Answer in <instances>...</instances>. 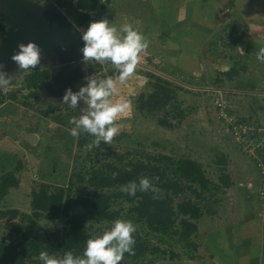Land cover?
Instances as JSON below:
<instances>
[{
    "label": "rangeland",
    "instance_id": "374dc122",
    "mask_svg": "<svg viewBox=\"0 0 264 264\" xmlns=\"http://www.w3.org/2000/svg\"><path fill=\"white\" fill-rule=\"evenodd\" d=\"M32 1L41 4L54 3L70 19L74 13H84L76 7L77 0ZM91 14L89 22L80 29H86L93 20L107 18L118 30L125 24L133 25L149 43L148 48L141 53L134 73L123 84L117 80L118 92L113 100L130 99L132 107L128 113L117 117L116 123L120 125V129L111 143L101 142L99 147L89 150L85 146L93 140L90 134L81 132L79 136L73 137L69 132L72 127L69 124L70 118L84 114L88 110L86 101L84 100L80 107L69 106L63 104L62 98L46 94L47 85L43 88L39 86L33 89L27 88L28 74L44 69L51 70V68L40 64L31 71H20L13 77L7 91L0 90V155L14 156L23 165V170L18 173L19 187L11 189L0 205V244L16 243L22 234H27L32 239L42 236L47 242L52 243L55 235L68 227L65 218H55L50 214L40 215L34 210L31 192L41 183L65 186L76 173H81L88 178L96 169L110 171L111 166L130 167L131 164L139 161L160 164L159 159L165 156L174 159L186 156L198 161L215 186L201 199H197L191 191L179 198L194 199L200 203L204 211L199 221L201 231L195 238L198 239L196 240L197 249L187 248L186 243L180 242L175 237L153 233L142 221L128 219L136 226V232L166 253L147 257L138 264H170L174 259H172L173 253L179 264H198L199 262L207 264L209 256L203 246H205L209 230L214 232L215 229H219L218 221L229 216L232 207L234 211L231 217L233 216L232 221L236 229L240 219L244 218V213L249 211L243 203V198L251 202L249 205L253 214L249 216V219L253 220L257 217L258 220L259 216L260 228L264 233V220H262L264 218L258 215V207L261 205L257 201L256 192L259 184L256 186L255 169L247 156L235 144L220 146L222 138L216 136V129L219 128L216 106L221 98L237 111L239 117H254L252 113L256 115L255 112L264 114V100L251 94L262 92L261 94L264 95V90L261 88L254 91L251 86H245L247 82L244 83V80L249 78V73L239 69L245 68V62L232 60L233 66L238 67L233 75L240 74L239 84H243L246 88L237 89V83L222 79L224 74L218 70L216 73L213 71L212 80L189 81L185 76H178L176 80H173L170 76L173 77L174 74L168 71L166 66L160 69V65L154 64L156 62L153 61L161 55L164 46L163 42L155 38L157 35L148 33V27L145 26L147 22L157 21L152 1L111 0L104 11ZM0 25L6 26L1 15ZM225 46L226 49L222 51L231 54L228 44ZM225 57L229 58L227 54ZM221 58L223 60L224 56ZM99 65L102 69L98 73L90 74V71ZM111 70L114 71L113 74H109ZM118 71L108 61L89 60L85 68L86 78L90 79H97L101 75L117 78ZM158 77L167 79L178 86L177 98L167 111L154 114L142 112L139 109V99L142 95L147 96L153 91ZM223 88L233 89L236 92L228 94L229 91L223 92ZM34 93L36 95H33ZM175 108L183 112L182 118L178 117ZM161 120H167L171 126L161 125ZM35 129L38 133L29 132ZM23 132L37 134L40 137L39 142L36 145L27 144ZM222 175L228 177L233 183L234 191H236L234 194L227 195L230 192L223 189ZM79 192L90 195L93 190L85 184ZM247 192L250 193L247 194ZM230 197L236 200L234 202L228 200ZM125 210L127 211V208ZM126 214L127 212H124L121 218L125 219ZM225 222L223 220L221 223ZM111 224L112 221H97L88 225L89 227L102 225L111 227ZM206 247L208 253L211 248ZM125 263L131 264L130 261ZM28 264H41V261L39 257H34L28 259Z\"/></svg>",
    "mask_w": 264,
    "mask_h": 264
},
{
    "label": "trees",
    "instance_id": "16d2710c",
    "mask_svg": "<svg viewBox=\"0 0 264 264\" xmlns=\"http://www.w3.org/2000/svg\"><path fill=\"white\" fill-rule=\"evenodd\" d=\"M91 16V13L86 12L74 13L71 15V20L79 28H83ZM4 29L5 27L0 25V31ZM101 69L102 66L99 65L93 68L90 74L98 73ZM234 72L236 68L232 69L230 75ZM113 73V70L109 72V74ZM105 77L101 75L97 79ZM50 78V69L30 73L26 76L27 88L33 89L36 86L43 88ZM177 90L178 86L175 83L158 77L153 91L147 96L140 97V111L149 114L167 111L177 98ZM175 110L178 117L182 118L183 112L178 111V108ZM160 122L163 126H171L167 120ZM29 132L38 133L37 129ZM159 161L160 164L139 161L131 164L130 167L111 166L110 171L96 169L88 178L81 173H76L65 186L41 183L31 192L34 210L40 215L63 217L68 227L58 232L52 243L47 242L42 236L32 239L27 234H22L16 243H1L0 264H28V259L39 257L41 251L62 255L63 252L70 250L74 254H82L86 240L103 228L109 227L104 225L89 227L88 224L97 221L111 222L121 218L124 212H127L124 215L125 219L142 221L153 233L175 237L180 242L186 243L187 248L197 249L195 238L198 235L199 221L204 211L200 203L194 199L179 198L191 191L197 199H201L215 185L206 176L201 163L194 159L186 156L178 159L165 156ZM222 162L226 161L222 160ZM22 170V162L17 161L16 157L9 154L0 155V205L11 189L19 187L18 173ZM142 176L148 177L151 183L160 189L155 194L156 198H153L154 194L151 192L138 191L135 196H130L122 190V187L130 181L138 183ZM221 182L224 186L230 185V180L225 175L221 176ZM85 184L93 190L92 194L84 195L79 192ZM134 235L136 240L134 254L126 253L121 264L129 261L131 264H138L143 259L158 253L166 254L138 232ZM175 256L173 253L172 259L177 258Z\"/></svg>",
    "mask_w": 264,
    "mask_h": 264
},
{
    "label": "crops",
    "instance_id": "0c3cea01",
    "mask_svg": "<svg viewBox=\"0 0 264 264\" xmlns=\"http://www.w3.org/2000/svg\"><path fill=\"white\" fill-rule=\"evenodd\" d=\"M150 1L154 4L157 21L147 22L145 26L148 27V33L157 35L155 38L163 42L164 46L161 55L153 61L156 62L154 64L160 65V69L166 66L175 76L170 78L176 80L178 76H185L189 81L212 80L213 71L216 73L218 70L224 74L222 79L236 82L237 89L251 86L254 91L261 88L264 90V63L256 59V51L264 47V0ZM227 44L231 54L222 51L226 49ZM226 54L229 58L225 57ZM233 59L244 61L246 64H244L245 68H239L249 73V78L244 80V83L247 82L245 86L239 84L240 74L233 75L236 73L234 72L233 76H229L233 68H238L233 66ZM227 74L229 75L226 76ZM224 90H228V94L236 92L229 88H223V92ZM261 93L251 94L264 100V95ZM217 125L220 127V123ZM25 134L26 132H23V137ZM216 136H218L217 129ZM220 142L223 143H219L220 146L231 144L224 143L221 139ZM248 159L256 172V186L259 184L256 195L261 205L258 207V215H260L264 212V202L259 194L261 177L252 160ZM222 185L224 186L223 183ZM223 189L230 192L227 195L236 192L232 182ZM228 200L234 202L236 198L230 197ZM249 202L243 198V203L249 211L244 213V218L240 219L236 229L232 221L233 216L231 217L234 211L232 207L230 217L227 215L218 221L219 229H215L214 232L209 230L205 246H203L209 256H206L207 264H264V233L260 228L261 220L259 216L258 220L257 217L253 220L249 219V216L253 214ZM223 220L226 222L222 224ZM200 228L201 225L199 231H201ZM206 246L211 248L208 253ZM176 259L174 258L170 264H179Z\"/></svg>",
    "mask_w": 264,
    "mask_h": 264
},
{
    "label": "clouds",
    "instance_id": "9594fccd",
    "mask_svg": "<svg viewBox=\"0 0 264 264\" xmlns=\"http://www.w3.org/2000/svg\"><path fill=\"white\" fill-rule=\"evenodd\" d=\"M106 3L107 0H100ZM84 46L81 49L83 60L96 62L108 61L119 71L118 77L107 76L101 79L87 78L86 86L78 92L71 88L66 89L62 98L63 104L76 106L78 101L84 99L88 110L69 120L72 127L70 135L77 137L81 132L93 137L91 143L85 147L92 149L99 147L101 142L110 144L118 133L120 125L116 123L117 117L126 114L132 107L130 99L121 98L113 100L117 94V80L123 84L131 76L149 43L144 35L131 24H125L117 29L109 19L93 20L86 29H81ZM19 50L12 56V60L20 70L31 71L41 63V48L35 42L21 43ZM256 59L264 63V47L256 51ZM0 63V90L7 91L13 77L2 69ZM130 196L138 191L151 192L153 198L160 189L151 183L148 177H140L139 182L130 181L122 187ZM136 226L131 220L118 218L112 221L111 227L103 228L93 237L88 238L82 254H74L68 250L62 255L41 251L39 260L41 264H121L125 254H134L136 243Z\"/></svg>",
    "mask_w": 264,
    "mask_h": 264
},
{
    "label": "water",
    "instance_id": "95a60500",
    "mask_svg": "<svg viewBox=\"0 0 264 264\" xmlns=\"http://www.w3.org/2000/svg\"><path fill=\"white\" fill-rule=\"evenodd\" d=\"M111 0H77L81 12L104 11ZM0 15L7 29L0 31V63L2 69L14 77L21 70L12 60L21 43L35 42L41 48V65L51 68L46 94L63 98L66 89L78 92L86 86L81 49L84 46L81 29L54 3L41 4L32 0H0ZM84 99L77 103L82 106ZM24 139L36 145L40 137L26 133Z\"/></svg>",
    "mask_w": 264,
    "mask_h": 264
},
{
    "label": "built area",
    "instance_id": "2783aa9c",
    "mask_svg": "<svg viewBox=\"0 0 264 264\" xmlns=\"http://www.w3.org/2000/svg\"><path fill=\"white\" fill-rule=\"evenodd\" d=\"M216 116L220 123L217 133L221 141L235 144L258 169L261 177L259 194L264 201V115L256 113L254 117H239L235 109L221 98L217 102ZM260 216L264 218V212Z\"/></svg>",
    "mask_w": 264,
    "mask_h": 264
},
{
    "label": "flooded vegetation",
    "instance_id": "af4514ba",
    "mask_svg": "<svg viewBox=\"0 0 264 264\" xmlns=\"http://www.w3.org/2000/svg\"><path fill=\"white\" fill-rule=\"evenodd\" d=\"M5 27V29L4 30H6L7 29V27L6 26H4ZM3 31V30H2Z\"/></svg>",
    "mask_w": 264,
    "mask_h": 264
}]
</instances>
